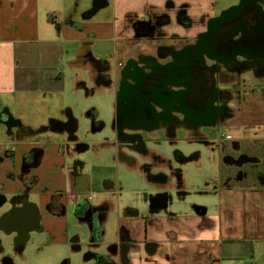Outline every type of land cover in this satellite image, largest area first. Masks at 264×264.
I'll return each mask as SVG.
<instances>
[{
	"label": "crops",
	"instance_id": "0c3cea01",
	"mask_svg": "<svg viewBox=\"0 0 264 264\" xmlns=\"http://www.w3.org/2000/svg\"><path fill=\"white\" fill-rule=\"evenodd\" d=\"M100 9L107 15L104 23L96 19ZM213 14V0H0V194L6 198L0 209L6 210L12 197L25 193L24 202L32 203L37 213L39 228L33 230L45 232L58 226L63 230L69 214L73 216V202L80 207L88 203L99 215L94 229L100 237L92 240L90 224L73 216L88 227V248L82 247L80 234L70 239L72 251H92L84 264H98L99 256L105 264H222L223 260L249 264L253 254L241 255L237 246L240 241L264 239V68L243 51L234 53L241 66L220 61L228 78L218 88L229 95L221 115L174 128L160 121L149 127L121 124L119 129L124 110L119 112L121 83L132 84L135 69L146 73V63L187 62L185 41H195L203 19ZM158 15L168 19L160 28L162 34L137 33L136 22ZM66 69H76L72 76L79 84L109 86L115 93V138L99 140L95 146L116 150L115 165L140 170L146 186L141 202L128 196L121 201L112 172L90 174L83 161H74L89 145L76 140L71 109L61 104ZM137 89L147 92L143 84ZM164 91L154 100L163 101ZM128 97L130 92L123 99ZM64 109L71 128L54 118ZM86 115L94 118L95 111ZM94 123L93 131L102 127L101 122L97 127ZM179 127L222 130L217 139L203 130L202 143L212 155L204 162L190 158L214 179L218 201L214 208L178 207L186 183L180 170L173 164L176 170L170 178L172 172H154L148 163L138 165L129 153L145 151L143 131L166 128L172 139ZM59 133L66 135L58 137ZM131 135H139V141L125 139ZM33 154L37 163L25 165ZM54 195L61 208L51 211L47 204ZM62 244L68 247L66 241ZM15 248L19 251L17 242Z\"/></svg>",
	"mask_w": 264,
	"mask_h": 264
},
{
	"label": "rangeland",
	"instance_id": "374dc122",
	"mask_svg": "<svg viewBox=\"0 0 264 264\" xmlns=\"http://www.w3.org/2000/svg\"><path fill=\"white\" fill-rule=\"evenodd\" d=\"M215 13L218 10L228 8L237 0H213ZM230 7V6H229ZM107 15L104 9L99 10L96 19L101 20V23L106 21ZM76 69H66V83L63 90L62 105L71 109V114L75 119L76 127L74 136L79 142H84L89 145V148L83 152L77 153L73 158L77 163L79 160L85 163V172L90 174L101 173L103 175L112 172L117 177L118 193L122 195L121 201L126 197L141 202L144 199V186L140 170L125 169L123 165H115L112 158H118V152L110 147H97V141H107L106 139L115 138V132L112 128V121L115 114V93L109 86H96L92 82L79 84L74 80L72 74H75ZM86 74L84 75V78ZM57 99H61L58 97ZM57 104V103H56ZM90 109L95 111V117L92 118L86 115ZM50 112V111H49ZM54 118L68 122L69 116L66 109L63 113L56 112ZM34 119V118H33ZM25 120H29L26 118ZM93 122H101L102 127L99 130H92ZM204 129L179 127L175 129V134L172 139H169V131L166 128L145 130L142 132L144 139L145 151L129 152L135 163L141 165L143 163L151 164V170L162 171L173 178L174 167L179 169L182 174V179L186 183L183 184L180 195L183 199L177 200L178 207L185 208L187 206L205 204L209 208L216 207L217 196L214 191V179L208 176L206 170H198V164L190 158L195 157L198 162L205 161L210 154L205 145L202 143L200 133L205 130L215 139L220 138L222 130L215 128L203 127ZM2 133H6L4 126H1ZM228 131L224 132L226 135ZM66 134H58V137ZM70 136V135H69ZM95 142V143H94ZM189 158L183 161L182 157ZM175 166H174V165ZM174 166V167H173ZM175 169V170H176ZM144 179V178H143ZM144 181V180H143ZM209 184L211 186H209ZM170 193L176 197L174 189ZM187 204V205H185ZM1 208V207H0ZM189 208V207H188ZM2 210V209H0ZM72 214V213H71ZM58 224V223H57ZM56 224V225H57ZM60 228V226H58ZM53 230L29 232L26 245L21 251L15 248V234H6L0 230V256H8L12 259L13 264H84L85 255L92 252L88 249L84 251H72L70 239L74 234L81 235L82 247H86L88 242V227L85 223H78L76 218L69 214L68 223L63 224V230ZM66 241L67 246L62 244ZM238 253L253 254V259L249 264H264V239H255L250 241H240L238 244ZM77 256V254H79ZM88 263V262H87ZM222 264H238L237 260H223ZM248 264V263H246Z\"/></svg>",
	"mask_w": 264,
	"mask_h": 264
},
{
	"label": "flooded vegetation",
	"instance_id": "af4514ba",
	"mask_svg": "<svg viewBox=\"0 0 264 264\" xmlns=\"http://www.w3.org/2000/svg\"><path fill=\"white\" fill-rule=\"evenodd\" d=\"M230 6L232 7L228 11L223 9L203 19L195 41H185L184 50L189 53L185 67L182 63H170L174 73L170 70L167 74L166 66L145 64L148 66L147 72L150 70L151 72L142 76L143 89L159 87L160 82L168 81L167 84L164 83L167 89L164 94L168 96L174 90L185 89L184 92H179V95L183 94V102L152 101L150 106L143 107L144 116L139 115L138 121L135 122L127 116L120 117V125L149 127L161 121L174 128L186 122L209 119L213 114H222L224 109L222 103L229 95L228 90L223 91L218 88L219 82L228 78L222 73L220 61L241 66L243 63L235 61L234 53L243 51L249 55V59L256 62L258 67L264 68V0H238ZM167 22L166 16L158 15L143 22H136L135 28L137 33L145 30L148 35L154 32L162 34L160 28ZM184 68L186 76L182 79ZM228 87L232 88V86ZM66 126L71 128L73 124L69 121ZM125 139L132 142L139 141L140 137L131 135L126 136ZM140 147L141 141L136 148ZM36 163L37 156L33 154L25 165L34 166ZM25 197V193L12 197L9 207L0 212V229L6 234L15 231L19 251L22 243L28 239L29 232L39 228L34 205L24 202ZM5 200V196L0 194V205L5 203ZM17 200L23 203L17 206L15 204ZM60 205L59 196L54 195L50 198L47 207L51 211H56L61 208ZM71 210L73 216L82 217L90 224L93 233L99 217L96 210L88 203L80 207L75 202ZM10 260L12 261L8 256H0V264H9Z\"/></svg>",
	"mask_w": 264,
	"mask_h": 264
},
{
	"label": "water",
	"instance_id": "95a60500",
	"mask_svg": "<svg viewBox=\"0 0 264 264\" xmlns=\"http://www.w3.org/2000/svg\"><path fill=\"white\" fill-rule=\"evenodd\" d=\"M231 7L229 9H227L226 11L230 10ZM183 66L185 67V65L187 64L186 62H184V60L181 61ZM166 68H167V74L168 72L170 71V65H165ZM151 72L148 71V72H143L142 70H137L135 69L134 72L132 73V80H133V83L132 84H129L127 82H122L121 85H120V89H119V92H118V96H119V112L121 110H124L122 111V117H129L131 120L133 121H138L139 120V115H143L144 116V113H143V107L145 106H150L151 105V102L152 101H155L154 100V97L157 96L162 90H167L166 89V85L168 83V81H163V82H160L159 83V87L155 86V87H152V88H148L147 89V92H142L140 89H137V86L138 85H142L143 84V80H142V77H141V74H149ZM174 73V71H172ZM186 69L184 68V72L181 76V78L183 79L186 74ZM169 77V76H168ZM165 83V84H164ZM185 89L183 90H174L172 92V94L166 96V97H163V101H165L166 103H169V102H180L182 103L183 102V94L182 95H179V92H184ZM127 92H130V97H128L126 100L123 99V97L125 96V93ZM125 101V105H121V101ZM125 111V113H124ZM119 116V118L121 117ZM17 122V121H16ZM121 125H119V129L121 130L120 128ZM7 128H9V126L7 125Z\"/></svg>",
	"mask_w": 264,
	"mask_h": 264
},
{
	"label": "trees",
	"instance_id": "16d2710c",
	"mask_svg": "<svg viewBox=\"0 0 264 264\" xmlns=\"http://www.w3.org/2000/svg\"><path fill=\"white\" fill-rule=\"evenodd\" d=\"M93 123H94V122H93ZM99 125H100L99 122L94 123V127H97V126H99ZM99 237H100L99 233H97V232L94 230L93 233H92V235H91V239H92V240H98ZM104 260H105V258H104L103 256H99V257H98V264H105ZM10 261H11V260H10ZM10 261H9V264H13L12 261H11V262H10Z\"/></svg>",
	"mask_w": 264,
	"mask_h": 264
}]
</instances>
